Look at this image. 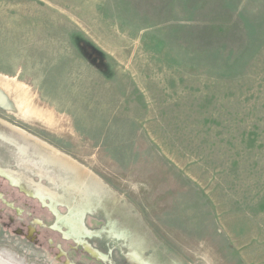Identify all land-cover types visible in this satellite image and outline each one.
Instances as JSON below:
<instances>
[{"label": "rangeland", "instance_id": "374dc122", "mask_svg": "<svg viewBox=\"0 0 264 264\" xmlns=\"http://www.w3.org/2000/svg\"><path fill=\"white\" fill-rule=\"evenodd\" d=\"M0 120L5 260L264 264V0H0Z\"/></svg>", "mask_w": 264, "mask_h": 264}, {"label": "bare ground", "instance_id": "6f19581e", "mask_svg": "<svg viewBox=\"0 0 264 264\" xmlns=\"http://www.w3.org/2000/svg\"><path fill=\"white\" fill-rule=\"evenodd\" d=\"M1 124H4L5 126L9 127L10 129H12V130H14V131H16V132H18V133H20L22 135H25L26 137H28L29 139H31L33 142H35V143H37V144L45 147L46 149H48L50 151H54L55 153H57L52 147H50V145H47L46 143L40 141L39 139L33 137L32 135H29L25 131H22V130H20V129H18V128L14 127V126H12V125H10L8 123H5V122H1ZM95 183H97V182H95ZM0 264H16V263L7 261L3 257H1V255H0Z\"/></svg>", "mask_w": 264, "mask_h": 264}]
</instances>
